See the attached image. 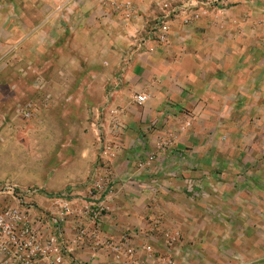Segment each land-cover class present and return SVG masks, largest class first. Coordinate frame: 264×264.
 Segmentation results:
<instances>
[{"label": "crops", "instance_id": "0c3cea01", "mask_svg": "<svg viewBox=\"0 0 264 264\" xmlns=\"http://www.w3.org/2000/svg\"><path fill=\"white\" fill-rule=\"evenodd\" d=\"M1 153L84 197L113 154L104 235L135 254L84 264H264V0H0Z\"/></svg>", "mask_w": 264, "mask_h": 264}, {"label": "built area", "instance_id": "2783aa9c", "mask_svg": "<svg viewBox=\"0 0 264 264\" xmlns=\"http://www.w3.org/2000/svg\"><path fill=\"white\" fill-rule=\"evenodd\" d=\"M157 28H160L159 40L167 41L170 27L166 21L160 20ZM146 98L144 94H137L136 102L142 103ZM34 111V108L23 109V116L31 118ZM108 112L112 115L109 133L115 137L126 124L121 110L108 102L100 112L101 127H104L101 118ZM190 125L188 122L184 127ZM150 127L156 129V122ZM113 146L108 142L105 149L114 152ZM111 156L112 153L102 158L101 178L92 182L87 197L78 194L76 186L54 193L43 185L0 181V264H84L75 254L89 240L96 247L111 248L118 262L121 257L133 258L135 250L128 243L131 236L125 235L116 242L104 235L105 216L110 212L108 196L115 174L108 163ZM153 158L151 154L139 165L144 167ZM192 185L189 183V191H194ZM69 224L71 236L66 230ZM170 264L177 263L172 260Z\"/></svg>", "mask_w": 264, "mask_h": 264}, {"label": "rangeland", "instance_id": "374dc122", "mask_svg": "<svg viewBox=\"0 0 264 264\" xmlns=\"http://www.w3.org/2000/svg\"><path fill=\"white\" fill-rule=\"evenodd\" d=\"M97 65L94 64L90 67V69L92 71H96ZM76 71H79V69H76ZM60 106V105H59ZM71 112V111H70ZM72 113H77L76 110H73ZM70 116V114H69ZM66 128V126H60L58 127V129H60L61 131H64ZM1 158H0V181H13V182H17L21 185H30L32 184V181L33 180H40L42 178H40V174L37 173L36 175H34V172H30L29 174L28 173H25L26 171L29 172L28 170H24L23 172L20 171L18 169L19 166L16 165V162L15 163H8V160L6 161L4 159V156L3 154L1 153Z\"/></svg>", "mask_w": 264, "mask_h": 264}]
</instances>
